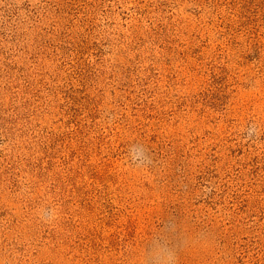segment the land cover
Here are the masks:
<instances>
[{"label": "rangeland", "instance_id": "rangeland-1", "mask_svg": "<svg viewBox=\"0 0 264 264\" xmlns=\"http://www.w3.org/2000/svg\"><path fill=\"white\" fill-rule=\"evenodd\" d=\"M0 264H264V0H0Z\"/></svg>", "mask_w": 264, "mask_h": 264}]
</instances>
